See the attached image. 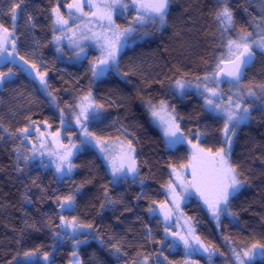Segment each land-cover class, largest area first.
I'll return each mask as SVG.
<instances>
[{"label": "snow or ice", "instance_id": "1", "mask_svg": "<svg viewBox=\"0 0 264 264\" xmlns=\"http://www.w3.org/2000/svg\"><path fill=\"white\" fill-rule=\"evenodd\" d=\"M176 2L63 0L61 3L56 0L45 9L46 40L35 36L41 24L27 10L25 0H9L6 7L0 8V91L23 74L47 98L58 121L54 124L43 116L34 119L36 113L30 107L22 126L12 129L0 122L3 131L0 141L7 139L13 145L17 177L27 174L30 181H21L24 183L22 202L35 205L51 200L55 205L54 214L41 212L36 207L44 219L33 222L25 219L21 232L23 239V231L40 232L42 227L47 228L53 241L51 252H41L40 248L17 252L9 264H55L52 257L58 245L69 242V264H85L81 256L84 246L92 241L105 245L95 221L81 218L79 209L85 200L88 207L98 208L95 215H102L106 210L136 211V219L143 225L144 239L158 246L150 252L137 251L125 264H199L196 258L200 256L207 257L208 264H212L217 253L224 256L215 243L205 242L186 209L195 204L206 211L217 229L224 227L225 219L233 225L239 221V212L234 210L233 203L251 186V177L243 164L234 160V149L240 130L255 119L253 113L259 111L264 119V79L257 81L249 77L258 54L264 61V0H244L236 6L232 0H215L206 13L216 26L207 41L213 53L210 58H200L204 65L202 74L193 75L173 65L174 71L168 69L171 75L161 72L149 76L145 74L142 60L129 57L125 63L127 51L147 37L163 33L169 27L174 28L175 35H181L183 29H177L172 19ZM238 8H242L247 19L237 15ZM49 45L54 49V62L80 66L87 63L86 87L80 85L78 77L68 73L73 78L65 83H71L77 92L63 106L50 84L49 72L54 70L53 65L40 53V49ZM104 82L112 83L113 88L101 102L93 88ZM193 95L199 98V114L181 115L177 105ZM27 99L29 105L39 103L34 96ZM137 101L143 109L140 115L146 116V123L158 131L168 154L163 165L167 176L157 181L158 188L152 189L158 193L155 197L146 182L155 172L149 161L141 158L140 137L129 131L119 117L113 120L109 113L113 107L130 112ZM200 115H206L213 123L193 128L185 122L199 121ZM180 150L183 155H178ZM85 153H92L103 162V177L75 179L82 166L77 161ZM143 168L148 170V176L143 174ZM36 169L50 172V184L55 185L52 191L39 175H31ZM97 184L101 190L90 197L86 188ZM122 185H138L140 191L135 200L146 204L133 206L123 194L115 195ZM33 188L39 189V193L31 194ZM137 209L146 212L147 221ZM24 215L28 217L29 213L25 211ZM153 225L162 232L160 238L154 235ZM221 236L230 253L229 264H264V232L259 238L253 236L238 242L223 232ZM109 239L112 255L118 258L127 255L122 251L125 246L143 248V244L125 237ZM174 252H181L182 259L173 260L166 254ZM21 255L23 258L18 259Z\"/></svg>", "mask_w": 264, "mask_h": 264}, {"label": "trees", "instance_id": "2", "mask_svg": "<svg viewBox=\"0 0 264 264\" xmlns=\"http://www.w3.org/2000/svg\"><path fill=\"white\" fill-rule=\"evenodd\" d=\"M25 2L27 10L33 12L41 24V27L35 31V36L38 39L46 40L48 38V28L47 21L44 19L47 15L45 9L55 3L56 0H25ZM60 2L63 3V0H60ZM8 3L9 0H0V8L6 7ZM214 3L215 0H177L174 5L172 19L175 21L177 29H183L181 35H175L173 27H169L163 33L157 32L138 42L133 49H129L125 56V63L128 62L129 57L133 60H142L145 74L149 76H155L161 72L171 75L168 69H173V65L187 69L193 75L202 74L204 65L200 58L202 56L210 58L213 53V47H210L207 41L210 31L214 32L216 26L206 13ZM232 3L236 6L243 4L244 0H232ZM250 10L255 12V9ZM237 15L247 19L242 8L237 9ZM3 19L7 20V17H3ZM20 22L23 23V19ZM188 29H191V31ZM165 48L168 51H165ZM40 53L46 62L53 65L54 70L49 72L50 84L55 95L59 98L61 106L64 102H71L77 90L71 83H65V81L73 78L68 73L78 77L80 85L86 87L89 80V77L84 75L87 63L85 62L83 66H80L54 62L55 53L51 45L40 49ZM59 69H65L66 71L61 72L58 71ZM4 70L6 71V69ZM61 76H63V79H61ZM249 77L257 81L264 79V61L259 58V54L256 63L249 71ZM153 87L158 88L159 86L153 85ZM112 88V83H98L93 88V93L101 102H104L105 98L111 94ZM56 89H59V91H55ZM29 96H34L39 100V103L29 105L27 99ZM113 98L115 97L113 96ZM0 101H2L0 103V122L4 123L5 127L15 129L22 126L25 123L24 114L29 111L30 107L36 113L33 116L34 119L43 116L50 118L54 121V124H58L55 119L57 115L55 109L50 107L47 98L36 91L23 74L16 77L14 82L6 86L3 91H0ZM177 109L181 115L185 116L199 114V98L193 95L185 99L183 103L178 104ZM13 111H15V115H13ZM142 112L143 109L138 101L134 103L130 112L122 107L109 109L113 120L119 117V120L129 128V131H133L140 137L138 151L141 153L142 159L149 161L155 176H148L146 168H143L142 172L148 176L146 181L149 186L148 190L155 197L158 196V193L152 191V189L158 188L157 181L161 178L166 179L167 176V170L163 165L168 159V154L160 141L158 131L146 123L147 117L141 116L140 113ZM253 115L255 119L239 132L233 156L234 160L243 164L247 174L251 177V186L247 187L233 203L234 210L239 212L238 223L233 225L225 219L224 227L217 229L215 222L206 211L197 208L195 204L186 209L188 215L193 216L197 231L205 242L215 243L220 251L224 253H226V244L221 232L230 235L237 242L253 236L259 238L261 233L264 232V119H261L259 111L254 112ZM185 122L193 128L199 124L213 123L206 115H200L199 121L186 120ZM215 126L218 125H213V127ZM109 131H113L115 135L113 129H109ZM0 134H3L2 129H0ZM12 146L10 140L0 141V264H9V261L17 252L22 253L33 248H40L41 252H51L50 246L53 243L51 233L43 227L40 232L30 229L23 231V239H21L25 219H29V222L44 219L40 212H36V207H39L41 212L54 214L55 205L51 200H45L35 205H27L22 202L24 183H30V181L27 174L17 177L13 167L15 157L11 151ZM183 154V150L178 153V155ZM157 161L160 162L159 165H157ZM77 163L82 165L75 174L77 181L89 176H95L97 179L104 176L105 169L101 166L103 162L97 160L92 153L81 155ZM31 175H39L43 184L49 186V191L55 188L54 184H50L52 179L50 172L36 169L31 172ZM100 190L98 184L95 186L89 185L86 188V191L90 193V197L95 196ZM139 191L138 185H122L114 194L117 196L123 194V198L133 206L137 203L144 205L146 201L137 202L135 200V196ZM38 193L39 189H32L31 194ZM96 203L98 204L99 201H96ZM25 211L29 213L28 217H25ZM97 211L98 208L88 207L86 200L81 203L79 209L82 219L95 221L105 240L104 246L92 241L81 249V256L85 260V264H125L126 261L135 257L137 251L150 252L158 248L156 244L144 239L143 225L136 219V211L123 213L116 211L114 213L106 210L102 215H95ZM137 211L145 221L148 220L146 212L142 209H137ZM117 217H119V222H117ZM153 233L157 238L162 236V232L158 230L157 225H153ZM112 236L138 241L143 244V248L125 246L122 251L126 252L127 255L118 258L112 255L110 250L111 241L109 238ZM17 241L20 242L17 243ZM70 252V242L58 245V251L53 253L52 257L55 264H69ZM166 254L173 260L182 259L181 252ZM22 258V255L18 257V259Z\"/></svg>", "mask_w": 264, "mask_h": 264}, {"label": "rangeland", "instance_id": "3", "mask_svg": "<svg viewBox=\"0 0 264 264\" xmlns=\"http://www.w3.org/2000/svg\"><path fill=\"white\" fill-rule=\"evenodd\" d=\"M196 259L199 260V264H208L207 257L205 256H200L197 257ZM229 260H230V253L226 245V253H224V256H220L219 253H217V255L213 257L212 264H229Z\"/></svg>", "mask_w": 264, "mask_h": 264}]
</instances>
